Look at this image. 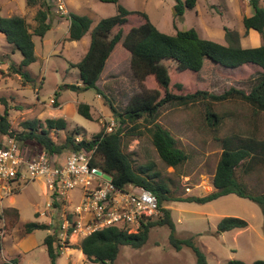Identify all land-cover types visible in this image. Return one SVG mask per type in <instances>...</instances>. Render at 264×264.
I'll list each match as a JSON object with an SVG mask.
<instances>
[{
    "label": "rangeland",
    "instance_id": "rangeland-1",
    "mask_svg": "<svg viewBox=\"0 0 264 264\" xmlns=\"http://www.w3.org/2000/svg\"><path fill=\"white\" fill-rule=\"evenodd\" d=\"M47 1L50 6L48 21L52 27L44 37L34 35L37 61L27 67L30 80L11 71L10 65L19 64L22 54L0 33V110L4 111L8 107L12 127L18 133L24 130L22 123L25 121L38 119L45 126L47 118L66 119V129L53 132L58 143L65 141L75 128L80 131L78 136L81 138L92 137L112 123V119L115 121L114 129L118 128L120 123L114 116L112 105L119 111L123 110L131 97L142 88L131 69L130 56L119 43L109 58L98 89L73 88L72 85L81 86L82 81L79 69L72 63L79 62L86 54L91 43L90 32L81 40H70L67 23L58 26V21L55 22L64 20L66 16L58 11V0ZM64 1L68 13L91 17L92 28L102 18L115 15L121 4L128 9L146 11L152 22L167 34L195 28L203 38L228 44V27L239 34V43L243 47L264 43V33L253 29L247 31L243 24L244 17L253 14L250 0H196L194 8L186 9L182 18L174 16L176 0H120L118 3L100 0ZM261 4L264 6V0H261ZM39 8L40 4L30 6L27 0H0V14L24 16L31 31L37 25L35 17ZM258 75L248 66L227 69L206 59L196 82L177 93L202 90L209 95H222L231 89L250 92L257 83ZM106 81L108 84L105 85ZM146 82L159 88L164 96V88L154 78L149 77ZM52 99L54 102H51ZM80 103L91 106V119L78 112ZM208 103L222 116L217 126L207 122ZM158 121L187 153L188 158L183 164L177 168L165 165L145 124L136 130L134 136L125 138L127 151L133 153L135 166L153 162L171 190L175 191V196L179 197L204 196L213 191L212 181L222 153L223 137L239 133L264 138V111L255 113L253 106L239 98L220 101L209 98L188 105L174 101L160 108ZM140 123H143L142 119ZM130 127L131 124L125 130ZM10 139L13 138L0 136V143H9ZM14 141L26 150L41 149L36 140ZM68 151L64 150L60 154L61 162H64ZM245 177L254 191L264 192V166ZM50 195L51 190L44 179L30 182L24 189L3 199L0 194V209L10 212L0 222V264H51L43 242L48 234L59 231V214L48 205ZM70 196L76 199L80 193L75 190ZM165 205L171 209L176 236H195L209 264H220L229 259H242L247 263L264 259V214L258 203L228 194L206 203L172 200L165 202ZM224 216L244 218L249 225L243 229L218 233V223ZM31 222H35L36 226L50 225V229L35 226L28 233L25 226ZM170 232L168 225L153 227L147 243L141 248L122 246L115 264H197L195 253L190 247L183 246L180 250L175 248L170 241ZM81 235H73L65 243L61 239L58 241L63 245L59 263L101 264L90 261L84 255L80 249L84 238Z\"/></svg>",
    "mask_w": 264,
    "mask_h": 264
},
{
    "label": "trees",
    "instance_id": "trees-1",
    "mask_svg": "<svg viewBox=\"0 0 264 264\" xmlns=\"http://www.w3.org/2000/svg\"><path fill=\"white\" fill-rule=\"evenodd\" d=\"M100 1L118 3L120 0ZM250 3L253 14L245 16L243 24L247 31L253 29L264 33V6L261 0H250ZM27 4L30 6L40 4L35 17L37 25L34 31L30 30L24 16L0 14V33L22 54L19 64L10 65L11 71L30 80L27 67L37 61L34 35L44 37L52 25L48 21L50 6L47 0H27ZM195 4L196 0H176L174 16L182 18L186 9L194 8ZM68 19L70 40H80L88 32L91 36L87 53L79 62L72 63V66L79 69L82 81L81 86L72 85L73 88L98 89L101 74L111 54L121 43L125 53L130 56L131 69L142 87L141 90L131 97L123 110L119 111L112 105L114 116L120 125L106 134L104 127L92 137H82L77 141L76 137L80 135V131L75 128L67 135L65 141L58 143L53 137V132L66 129L67 121L62 117L47 118L45 126L40 124L38 119L25 121L22 123L24 130L18 133L12 127L9 109L6 106L4 111L0 110V136L36 140L41 149L51 155L61 154L67 149H91L98 145L91 161L94 168L111 176L112 183L119 188L134 184L151 190L157 196L163 215L158 219L142 222L137 232H129L125 224H119L105 227L84 237L80 249L90 261L115 264L122 246L141 248L147 243L153 227L168 225L171 229L170 241L177 250L188 246L195 253L197 264H209L206 253L196 243L195 236L189 238L176 236L171 209L165 202L180 200L206 203L224 195L236 194L258 203L264 214V192L254 191L245 179V175L250 176L264 166V138H259L255 134L246 136L239 133L223 137L222 153L212 181L213 191L204 196L187 197L175 196V191L171 190L153 162L135 166L133 153L127 151L125 138L129 135L134 136L136 130L145 124L161 160L166 166L177 168L187 160L188 155L178 146L177 139L171 132L158 121L160 108L165 104L176 101L178 104L188 105L209 98L215 101L239 98L253 106L255 113L264 111V43L254 47H243L239 43V34L228 27L226 28L228 44L203 38L195 28L167 34L152 22L146 11L128 9L121 4L118 5L115 15L102 18L93 28L92 18L88 15L70 12ZM206 59L227 69L245 66L253 68L259 74L256 78L257 83L250 92L231 89L222 95H209L202 90L177 93L196 82ZM149 77L154 78L157 84L164 88V96L159 88L147 84L146 80ZM208 104L207 122L217 126L222 116L214 111L211 103ZM78 112L88 119L93 117L89 104L80 103ZM141 119L143 123H140ZM129 124L131 127L125 130ZM54 204H57L56 201ZM9 213L7 210H1L0 222L4 215ZM248 225L244 218L224 216L218 223L217 232L243 229ZM35 226V222L27 223L26 232H32ZM41 226L48 228L47 224L36 227ZM43 243L51 264H59L62 246L57 235L48 234ZM220 264H264V259L252 263L242 259H229Z\"/></svg>",
    "mask_w": 264,
    "mask_h": 264
},
{
    "label": "built area",
    "instance_id": "built-area-1",
    "mask_svg": "<svg viewBox=\"0 0 264 264\" xmlns=\"http://www.w3.org/2000/svg\"><path fill=\"white\" fill-rule=\"evenodd\" d=\"M58 11L68 17L64 0H58ZM114 126L112 119L104 134L112 132ZM81 139L76 137L77 141ZM14 140L0 144L1 199L24 189L30 182L44 179L51 190L48 205L59 214V231L54 232L58 241L65 243L73 235L82 233L86 237L119 224H125L129 232H137L142 222L163 215L158 198L151 190L134 184L119 188L103 171L92 166L98 145L91 149H69L61 162L60 154L51 155L44 149L26 150ZM75 190L80 196L72 199L70 194Z\"/></svg>",
    "mask_w": 264,
    "mask_h": 264
},
{
    "label": "crops",
    "instance_id": "crops-1",
    "mask_svg": "<svg viewBox=\"0 0 264 264\" xmlns=\"http://www.w3.org/2000/svg\"><path fill=\"white\" fill-rule=\"evenodd\" d=\"M58 21V22H57ZM55 22H57V25L59 26L60 24H62V23H64V22H66L67 23V26H68V29H69V25H70V20L68 19V18H66V16H65V18H64V20H56ZM86 36V35H85ZM84 36V37H85ZM83 37V38H84ZM82 38V39H83ZM81 40V39H80ZM90 41H91V38H90ZM89 49V48H88ZM88 49H87V51H88ZM87 51H86V53H87ZM105 70H106V68L104 69V73H105ZM104 73H102V75H101V77H100V80L98 81V87H99V82L104 78L103 76H104ZM104 81H105V79H104ZM106 84H108V82L106 81V83H105V85ZM59 106H60V103H59ZM0 211H1V209H0ZM4 239V238H3ZM5 240H3V242H4ZM4 246V245H3ZM59 264H61V262L59 263Z\"/></svg>",
    "mask_w": 264,
    "mask_h": 264
},
{
    "label": "water",
    "instance_id": "water-1",
    "mask_svg": "<svg viewBox=\"0 0 264 264\" xmlns=\"http://www.w3.org/2000/svg\"><path fill=\"white\" fill-rule=\"evenodd\" d=\"M104 176L108 179V180H111V176L107 175V174H104Z\"/></svg>",
    "mask_w": 264,
    "mask_h": 264
}]
</instances>
